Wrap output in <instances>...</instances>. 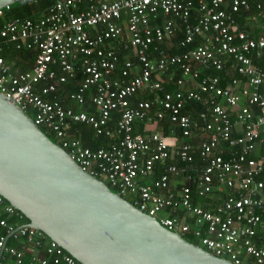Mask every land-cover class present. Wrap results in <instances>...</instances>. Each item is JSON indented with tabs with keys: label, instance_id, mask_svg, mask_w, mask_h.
<instances>
[{
	"label": "built area",
	"instance_id": "obj_1",
	"mask_svg": "<svg viewBox=\"0 0 264 264\" xmlns=\"http://www.w3.org/2000/svg\"><path fill=\"white\" fill-rule=\"evenodd\" d=\"M194 1L55 0L36 19L6 20L0 26V92L51 131L82 170L168 231L190 234L199 247L233 264H264V150L250 156L264 143V67L257 64L264 60V26L254 37L234 17L254 8L247 20L264 25V0H196L199 17L190 24ZM4 14L0 10V19ZM179 29L177 47L186 50L168 54L159 44ZM124 35V56L105 47ZM10 50L32 51L31 69L14 71L3 58ZM195 65L234 75L222 87L218 76H200ZM77 72L83 77L68 95L72 106L45 98ZM165 77L175 88H165ZM86 93L93 113L81 109ZM194 104L201 106L197 117L184 112ZM164 121L181 136L174 128L163 134L158 126ZM74 124L90 126L108 145L83 146L72 137ZM194 197L214 207L194 205ZM22 217L0 196V264H23L27 255L30 264H80L21 224ZM10 237L24 238L26 247L8 246Z\"/></svg>",
	"mask_w": 264,
	"mask_h": 264
},
{
	"label": "water",
	"instance_id": "obj_2",
	"mask_svg": "<svg viewBox=\"0 0 264 264\" xmlns=\"http://www.w3.org/2000/svg\"><path fill=\"white\" fill-rule=\"evenodd\" d=\"M33 0H0V10ZM0 196L80 264H233L91 176L0 92Z\"/></svg>",
	"mask_w": 264,
	"mask_h": 264
},
{
	"label": "trees",
	"instance_id": "obj_3",
	"mask_svg": "<svg viewBox=\"0 0 264 264\" xmlns=\"http://www.w3.org/2000/svg\"><path fill=\"white\" fill-rule=\"evenodd\" d=\"M54 2H55V0H33L32 3L24 5V6H19L17 4H15L14 7L9 6L8 9H3V12L5 14H4V17L2 19H0V26L6 20H10L12 18L36 19L40 14H43L49 7H51L54 4ZM193 3L194 4L190 10V18H189L190 24H194L199 17V13L197 12V9H196V0ZM253 9L254 8H251L248 11L241 10L240 13L237 15H234V17L237 20L240 29H243L246 32H252L253 36L255 37L260 32H262L261 28L264 25H261V23H259V22L252 23V22H249L247 20L248 16L254 12ZM123 30L125 31V28H123ZM262 34H264V30H263ZM182 37H183V30L179 29L178 33L174 36L173 39L164 40V42L159 44V47L164 49L165 52L168 54L183 53L186 50V48L177 47L178 41L181 40ZM126 43H127L126 37L124 35L121 39H119L116 42L107 43V45H105V47L107 46L108 48L110 47V48L114 49L116 51V53L120 57H122L125 54H127V52L129 51V50L127 51L125 49ZM33 54L34 53L30 50H22V51L10 50V51H7L3 54V58L7 64H10L12 66V69L14 71L16 70V72L21 73V72H25V71H28L29 69H31L32 63H33ZM257 64L264 67V60L258 61ZM119 66H118V68H119ZM194 67H196L200 70V76H206V75L218 76L220 78V81H221L220 86H222V87L227 86V84L229 83V80L234 75L233 71H231L230 69H227V68L223 72H216L215 70L204 71L200 66H197V65H195ZM175 75H176L175 78L180 76L179 73H175ZM82 77L83 76H82L81 72H77L75 80H70L67 84L60 86L55 94H51L45 98H48L49 100L56 99V100L60 101V103L64 106H68V107L72 106V104L68 100V95L70 92L76 90V84L79 83V81L82 79ZM164 79H165L164 85H165V88L167 90H172L173 88H175L172 82H168V77H165ZM241 86H242V84L240 83V87ZM85 97H86L87 104L85 105V107H82L81 109H83V111H85V112L93 113L95 110H94L93 106L89 103L90 94L86 93ZM141 99H147V97L142 96V95L136 96V100H141ZM75 109H77V107H75ZM200 110H201V106L194 104V105L187 106L184 109V112H191L194 117H197V114ZM26 115L29 118L31 117V115L28 112H26ZM111 121H112L111 123L115 122L114 119H112ZM174 127H175L174 125L167 123V121H164V123H160L158 126L159 130L161 132H163V134H165V135H170L171 130ZM174 129H175L176 135L178 137H180L181 136L180 130L177 128H174ZM41 130L50 139H52L54 141V134L51 131H49L48 129L43 128V127H41ZM72 130H73L72 131V137L79 139L81 141L82 145L85 147H88L91 149H98L101 147H106L108 145V140H106L104 138L95 137L94 131L92 130V128L90 126H86L84 124H76V125L74 124L72 126ZM137 130L141 131L140 125L138 128H136V132H137ZM263 150H264V143L262 144V146L258 152H255L254 154L252 153L250 156L255 158L259 154H261L263 152ZM194 160L196 162H199V163L201 162V159L199 158V156L197 154L194 155ZM178 165L181 166L182 164L178 163ZM159 175L160 174L157 173L156 177H158ZM126 200L129 201L128 198H126ZM206 202L204 201L203 198H199V197L193 198V204L194 205H200L204 209H212L214 207V205L206 204ZM20 223L21 224H28V220L26 218L22 217V220ZM1 235H4V231L0 228V236ZM183 238L192 244L198 245V241L195 240L193 237H191L190 234L184 235ZM46 240H48V238H46ZM263 243H264V235H263L262 241L259 242V244H263ZM7 245L17 247V248H19L21 246L26 247V240L24 238L14 240L12 237H10L7 240ZM23 264H30L28 255L25 256V258L23 260ZM242 264H254V262L252 259H247Z\"/></svg>",
	"mask_w": 264,
	"mask_h": 264
},
{
	"label": "rangeland",
	"instance_id": "obj_4",
	"mask_svg": "<svg viewBox=\"0 0 264 264\" xmlns=\"http://www.w3.org/2000/svg\"><path fill=\"white\" fill-rule=\"evenodd\" d=\"M17 5H18V4H17ZM11 6H12V7H14V6H15V4H13V5H11ZM54 143H55V144H57V145L59 144V140H58V139H56L55 137H54Z\"/></svg>",
	"mask_w": 264,
	"mask_h": 264
},
{
	"label": "bare ground",
	"instance_id": "obj_5",
	"mask_svg": "<svg viewBox=\"0 0 264 264\" xmlns=\"http://www.w3.org/2000/svg\"><path fill=\"white\" fill-rule=\"evenodd\" d=\"M253 6V5H252ZM110 43V42H109ZM113 43V42H112ZM114 46V45H113ZM116 46V45H115ZM107 47V46H106ZM123 53V52H122ZM124 54V53H123Z\"/></svg>",
	"mask_w": 264,
	"mask_h": 264
}]
</instances>
